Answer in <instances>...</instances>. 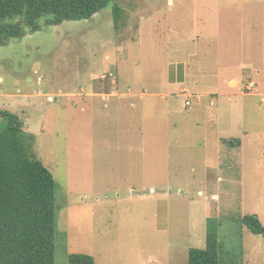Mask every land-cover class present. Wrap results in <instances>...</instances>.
<instances>
[{"label":"rangeland","instance_id":"rangeland-1","mask_svg":"<svg viewBox=\"0 0 264 264\" xmlns=\"http://www.w3.org/2000/svg\"><path fill=\"white\" fill-rule=\"evenodd\" d=\"M118 3L119 30L111 2L0 45V129L18 114L54 175L56 264H188L208 217L225 261L264 264L241 222L264 225V0Z\"/></svg>","mask_w":264,"mask_h":264},{"label":"trees","instance_id":"trees-1","mask_svg":"<svg viewBox=\"0 0 264 264\" xmlns=\"http://www.w3.org/2000/svg\"><path fill=\"white\" fill-rule=\"evenodd\" d=\"M111 2L114 27L119 30L122 7L118 0H0V45L23 37L25 27L40 30L42 17L48 18V25L90 19ZM1 115L8 125L0 129V264H56V180L34 152L36 137L25 131L20 116L8 110ZM222 141L229 147L242 144L240 138ZM220 219L208 217L206 246L190 248L188 264L242 263L236 255L229 261L222 258ZM241 222L264 237L257 215L247 214ZM69 264L96 262L92 255L79 252L69 255Z\"/></svg>","mask_w":264,"mask_h":264},{"label":"built area","instance_id":"built-area-1","mask_svg":"<svg viewBox=\"0 0 264 264\" xmlns=\"http://www.w3.org/2000/svg\"><path fill=\"white\" fill-rule=\"evenodd\" d=\"M187 95V100H186V102H185V104H186V106H188V107H192L193 105H195L196 104V99L198 98H196V97H194V96H192V95H190V94H186ZM200 100V99H199Z\"/></svg>","mask_w":264,"mask_h":264},{"label":"crops","instance_id":"crops-1","mask_svg":"<svg viewBox=\"0 0 264 264\" xmlns=\"http://www.w3.org/2000/svg\"><path fill=\"white\" fill-rule=\"evenodd\" d=\"M107 94L104 95V97L106 96Z\"/></svg>","mask_w":264,"mask_h":264}]
</instances>
